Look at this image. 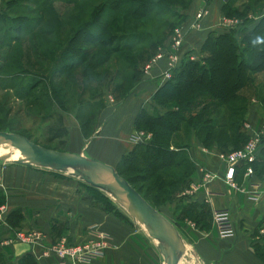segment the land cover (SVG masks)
Here are the masks:
<instances>
[{
  "label": "trees",
  "instance_id": "obj_1",
  "mask_svg": "<svg viewBox=\"0 0 264 264\" xmlns=\"http://www.w3.org/2000/svg\"><path fill=\"white\" fill-rule=\"evenodd\" d=\"M33 1L36 5L29 8L26 1L5 0L6 11L0 14L4 23L0 43L8 46L0 66V82L9 84L22 101L10 116L9 108L1 102L0 130L63 151L67 133L58 112L70 113L80 135L86 138L105 96L110 93L112 99L120 100L132 93L141 65L164 44L173 27L182 24L192 0H62L71 5L64 10L65 18L53 9L51 0ZM259 1L263 8L264 0H222V16L241 18V23L220 32L209 31L199 49L201 56L195 60L183 57L170 78L156 87L152 98L163 112H137L133 130L149 133V139L122 154L114 169L153 208L170 201L188 185L193 170L187 153L191 137L202 147L213 146L221 152L239 148L246 141L242 128L246 109L253 103L257 117L259 106L244 91L255 89L257 74L264 71V14L249 24L243 20ZM24 34L35 42L32 50L25 52L19 49ZM43 42L51 43L46 56L39 50ZM34 88L38 91L32 93ZM260 109L264 112V105ZM24 117L37 118L44 133L64 139L52 147L39 143L34 137L36 130L25 128ZM251 168L254 178L264 179V137ZM243 170L242 165L235 168V180ZM79 183L86 187L94 205L133 224L98 189ZM3 201L0 190V204ZM191 212L186 209V216ZM21 221L18 208L5 216L11 230ZM59 225L51 226L50 231L58 234ZM257 254L264 260L263 251ZM0 264H9L1 252ZM14 264H35V260L27 253Z\"/></svg>",
  "mask_w": 264,
  "mask_h": 264
},
{
  "label": "crops",
  "instance_id": "obj_2",
  "mask_svg": "<svg viewBox=\"0 0 264 264\" xmlns=\"http://www.w3.org/2000/svg\"><path fill=\"white\" fill-rule=\"evenodd\" d=\"M221 4L220 0H207L206 4L205 0H192L187 7L181 26L186 31L185 43L194 53L200 55L201 43L209 31H221ZM202 6L207 9L206 15L198 21V27L193 28V15ZM165 67L164 60H160L148 75L140 73L132 93L116 102L105 100L86 138L80 135L78 124L70 113L58 112L67 133L63 151L82 154L114 167L122 154L139 143L131 140L137 112L140 109L149 113L164 111L152 96ZM252 105L247 107L245 118L256 125ZM200 147L191 137L187 153L193 170L188 185L178 190L170 201L154 208L179 237L178 264H264L257 254L260 250L264 252V237L259 233L260 222L264 220V192L256 200H250L243 192L229 188L221 177L222 164L213 155L204 154ZM205 169L217 171L219 177L202 182L201 174ZM50 171L32 165L0 170V190L4 194L0 205H4L6 214L18 208L22 215L19 226L14 228L40 229L44 235L43 243L61 236L74 243L80 242L94 230L111 237L113 246L106 248L102 257L76 264H164L156 240L138 224L133 220L132 225L126 224L94 205L76 178L57 177ZM236 184L243 185L242 175ZM191 187L195 189L189 191ZM206 191L215 194L206 196ZM223 207L231 212L233 233L221 237L211 223V211ZM185 208L192 210L190 217L186 216ZM57 224H60L58 234L50 231L51 226ZM11 231L6 224L2 225L0 240L8 237ZM0 252L9 264L27 253L34 258L35 264L56 261L54 256H41L38 247L23 242L0 244Z\"/></svg>",
  "mask_w": 264,
  "mask_h": 264
},
{
  "label": "built area",
  "instance_id": "obj_3",
  "mask_svg": "<svg viewBox=\"0 0 264 264\" xmlns=\"http://www.w3.org/2000/svg\"><path fill=\"white\" fill-rule=\"evenodd\" d=\"M207 9L202 6L193 15V23L191 27H198V21L206 15ZM241 23L239 18L224 17L221 18V29L227 30L230 27L237 26ZM186 31L182 26L173 27L169 36L163 45L159 46L156 51L143 62L140 67L142 75H148L152 68L160 61L164 60L166 67L160 74V83L170 78L171 71L180 63L183 57L190 60H195L200 57L199 54L193 52V48L185 43ZM105 99L108 102L113 101L112 97L107 94ZM251 102H254L252 99ZM258 115L257 123L245 119L242 123V128L247 134L246 141L239 147L228 152H221L215 149H207L200 147L204 154L213 155L222 164V180L225 185L233 190L243 192L245 197L250 200H256L261 192H264V179L254 178L251 163L255 160L259 150L262 147V138L264 137V112ZM149 139V133L142 131H134L131 135V140L142 142ZM244 166L242 172L243 185H237L233 177L235 168ZM219 177L217 171L202 170V182L215 180ZM195 188L191 187L189 191ZM215 192L206 191L205 195H212ZM4 205H0V224L5 225ZM211 223L214 226L218 236H230L233 233V225L231 221V212L227 207L215 208L211 211ZM259 233L264 237V220L260 222ZM44 235L40 230H14L11 234L1 239L0 244H11L12 242H23L29 244L31 247L39 248V255L41 256H54L55 262L51 264H76V263H89L104 255L105 249L113 246L111 237L103 232L91 231L88 237L80 242H71L66 240L65 237H59L56 241H48L43 243Z\"/></svg>",
  "mask_w": 264,
  "mask_h": 264
},
{
  "label": "water",
  "instance_id": "obj_4",
  "mask_svg": "<svg viewBox=\"0 0 264 264\" xmlns=\"http://www.w3.org/2000/svg\"><path fill=\"white\" fill-rule=\"evenodd\" d=\"M0 142H8L26 156V162L18 159L10 160L14 163L26 166L35 165L59 172L67 170L87 185L104 192H118L124 195L140 221L148 227V236L157 241V249L162 256L163 263L178 264L179 237L175 229L124 178L117 174L113 166L87 158L82 154L43 147L14 132L0 130ZM97 172L108 176L111 184L94 182L93 175Z\"/></svg>",
  "mask_w": 264,
  "mask_h": 264
},
{
  "label": "rangeland",
  "instance_id": "obj_5",
  "mask_svg": "<svg viewBox=\"0 0 264 264\" xmlns=\"http://www.w3.org/2000/svg\"><path fill=\"white\" fill-rule=\"evenodd\" d=\"M4 1L5 0H0V14L3 12V13H5V11H6V7H5V5H3L4 4ZM22 1H26V2H28V4H27V6L29 7V8H32L34 5H36L35 3H34V1L33 0H19V2H22ZM37 1V0H36ZM221 1V3H222V0H220ZM241 1H243V0H241ZM51 6L53 7V9L56 11V12H58V13H60L62 16H64V18H65V12H64V10L65 9H67V8H69L71 5L70 4H67V3H65V2H63L62 0H51ZM252 7H253V10L252 11H250V13H248L247 14V16L244 18V22H247L246 24H249L251 21H255V20H257L259 17H260V15H262V14H264V7L262 8L261 7V3H260V1L259 2H257L255 5H252ZM67 15H70V14H66V17H67ZM241 19V18H240ZM65 21H68V19H65ZM242 21V22H243ZM2 29H4V23H1L0 22V37H1V34H2ZM63 34L64 33H62L61 34V37L63 36ZM24 37H23V39H21V41H20V46H19V49H20V51L22 50L23 52H25V51H27L28 49L29 50H32V47H34L33 45H32V43H35L34 41H33V39L31 38V35L30 36H28V34H24L23 35ZM48 37H50V38H55V35L54 34H48ZM22 38V37H21ZM26 38H28V40L26 39ZM167 39V38H166ZM165 42V41H164ZM51 45V43L50 44H45L44 42H43V45H40L39 46V50H41V51H43V54H44V56H46V53H45V51H46V48H47V46H50ZM8 49V46L6 45V44H1L0 43V66H2L3 64V61H4V58H5V52H6V50ZM104 48H100V52L102 53V52H104ZM28 52H30V51H28ZM32 55V54H31ZM44 56H42V57H44ZM258 83L255 85V89H253V90H251V92L249 91V90H245L244 91V93H246L247 95H246V97H249L250 96V98L252 99V97L258 102V106H259V110H257L258 111V115H262L261 113L262 112H260V108L264 105V71L263 72H261V73H259V74H257V80H256ZM38 91V89H33V91H32V93H35V92H37ZM103 91H105V92H107L108 93V91L107 90H103ZM105 92L104 93H102V95H105ZM106 93V94H107ZM110 94V93H109ZM110 96H111V94H110ZM113 98V97H112ZM249 98V99H250ZM113 101H117V100H114L113 99ZM1 102H4V106L5 107H8L9 109V111H10V113L8 114L9 116L10 115H12V111H13V109H15L14 107H16V106H18V105H22V101H19L18 100V98L17 97H15V95H14V92H13V90H12V88L9 86V84H3V82H0V104H1ZM104 102V101H103ZM106 103V102H105ZM107 103H110V102H107ZM56 109V108H55ZM57 110V109H56ZM38 113L40 114V113H43V111H38ZM23 121H24V125H25V128H28V129H30V130H36V132H35V134H34V137L35 138H38V141H39V143H43V144H45V146H47V147H52V146H55V145H57L58 144V140H63L64 138L63 137H56V136H52V134L50 135V133H44V131H42L43 130V126L40 124V121L37 119V118H32V120L31 119H29V118H27V117H24L23 119H22ZM51 120H53V119H51ZM50 121V120H49ZM48 121V122H49ZM258 122V121H257ZM53 124H55V122H53ZM51 136V137H50ZM34 137H33V139H34ZM47 139V140H49V141H46L45 139ZM40 145V144H39ZM61 147V146H60ZM65 148V147H64ZM63 150V149H62ZM60 151V150H59ZM22 167V166H25L24 164H21V163H14V162H12V161H10V160H2V159H0V170H4L5 168H7V167ZM34 168H40L39 166H35V165H32ZM41 168H43V167H41ZM50 172H54V170H52V171H50ZM57 174H59V175H62V176H70V178L72 177V178H76L77 180H79V182H82V184H84V182L83 181H81L79 178H77V177H75V176H73V175H71L67 170H65V171H61V172H59V171H55ZM86 188V187H85ZM84 188V189H85ZM97 189V188H96ZM87 190V189H86ZM99 190V189H98ZM102 194H104V196L105 197H107L111 202H113L122 212H124L127 216H129V218L130 219H133L134 220V222H135V224H138L141 228H142V226L137 222V220L136 219H134V217H132L131 215H130V213L119 203V201H117V200H115L108 192H104V191H102V190H99ZM88 194V193H87ZM89 195V194H88ZM92 202V201H91ZM93 203V202H92ZM5 216H6V213L4 214V221H5ZM6 224V223H5ZM2 225L0 224V227H1ZM31 229H35V230H40V229H38V228H30V229H26V228H22V229H14V230H23V231H27V230H31ZM143 230H144V228H142ZM14 230H12L11 232H13ZM41 231V230H40ZM42 232V231H41ZM43 233V232H42ZM11 234V233H10ZM9 234V235H10ZM8 235V236H9ZM62 237V236H61ZM63 237H65V236H63ZM66 238V237H65ZM56 240H58V238L56 239ZM55 240V241H56ZM66 240H68L67 238H66ZM1 241V240H0ZM70 241V240H69Z\"/></svg>",
  "mask_w": 264,
  "mask_h": 264
},
{
  "label": "bare ground",
  "instance_id": "obj_6",
  "mask_svg": "<svg viewBox=\"0 0 264 264\" xmlns=\"http://www.w3.org/2000/svg\"><path fill=\"white\" fill-rule=\"evenodd\" d=\"M0 159L2 160H21L23 162H26V156L22 154L20 151H18L15 147L11 146L8 142H0ZM94 182L98 183H104V184H111V179L100 173L97 172L93 175ZM109 193V192H108ZM115 200L119 201V203L130 213L134 219L137 220V222L144 228L146 232L149 233V229L146 225H144L140 219L138 218L137 214L132 210L130 207L128 201L124 197V195L115 192V193H109ZM157 242V241H156ZM166 249V246H165ZM183 260V259H182ZM180 263V262H179Z\"/></svg>",
  "mask_w": 264,
  "mask_h": 264
}]
</instances>
